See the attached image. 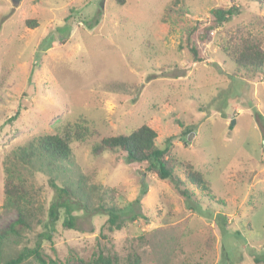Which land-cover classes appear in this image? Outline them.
I'll list each match as a JSON object with an SVG mask.
<instances>
[{"label":"rangeland","instance_id":"1","mask_svg":"<svg viewBox=\"0 0 264 264\" xmlns=\"http://www.w3.org/2000/svg\"><path fill=\"white\" fill-rule=\"evenodd\" d=\"M231 7L238 13L218 24L212 11ZM238 30L264 47V5L0 0V230L17 219L3 206L5 158L37 136L63 134L68 125L87 129L83 140L72 142L66 163L73 179L116 189L112 204L121 211V227L111 231L98 196L89 211L71 203L70 228L58 208L52 241L39 238L45 227L35 225L19 245L5 247L1 260L41 242L50 264H78L100 251L117 255L119 264H135L133 255L141 264H264V75L239 67L226 53ZM147 122L160 146L175 136L172 154L203 174L208 191L188 183L180 169L177 176L193 198L187 201L146 165L119 152L94 156L104 137L129 135ZM187 127L192 133L185 136ZM24 173L42 217L51 220V205L65 199L46 176Z\"/></svg>","mask_w":264,"mask_h":264},{"label":"trees","instance_id":"2","mask_svg":"<svg viewBox=\"0 0 264 264\" xmlns=\"http://www.w3.org/2000/svg\"><path fill=\"white\" fill-rule=\"evenodd\" d=\"M118 5H125L126 0H114ZM264 5V0H256ZM216 22L223 24L228 21L238 9L218 8L212 11ZM27 25L37 27L35 20H26ZM231 46L225 49L228 56L233 61L254 74L264 75V47L260 41L252 36L241 33L238 30L230 40ZM195 60H198V54L195 48H190ZM183 135L192 133L187 127ZM87 129L82 126L68 125L63 134H45L31 139L27 144L18 147L3 162L4 181L3 193L5 196L4 211L7 213H16L17 219L6 229L0 230V264H50L43 257L40 249V243L35 249L25 247L24 250L15 257H9L2 261L4 249L8 245H19L23 237L34 229L35 225L44 226V235L39 238H45L52 241L51 227L58 221V208H64L67 221L65 226H73V217L71 203L82 205L86 210H91L93 197L98 196L97 209L108 215L107 224L112 231L113 228L120 229V208L112 204L117 195L116 189H106L100 185L89 186L85 179L80 176L78 180L73 179L75 173L73 168L66 166L71 161L73 155L72 142L76 139L83 140ZM175 136L166 139L165 144L160 146L159 134L152 123H145L133 130L129 135L121 134L117 136L104 137L93 148L95 157L103 155L105 152H119L129 162H136L146 165L147 171L156 178L164 181H171L175 187L180 190L182 197L190 201L192 194L185 188L184 182L177 176V171L185 169V174L192 186L202 191H208V186L204 176L197 171L190 162H182L177 156L172 154L173 141ZM31 170L32 173H38L48 178V183L57 193L60 199H65L62 204L54 202L49 209L51 220L45 221L42 217L43 206L38 199V193L34 186L25 176L24 171ZM66 176L62 185L57 180ZM182 188H185L182 190ZM188 203V202H187ZM188 205H190L188 203ZM94 209V208H93ZM96 209V208H95ZM135 264H141L137 255H133ZM30 259L32 261L30 262ZM52 261V260H51ZM120 258L117 255H104L102 251L93 255L89 261L77 259L79 264H119ZM260 263V261H257Z\"/></svg>","mask_w":264,"mask_h":264},{"label":"water","instance_id":"3","mask_svg":"<svg viewBox=\"0 0 264 264\" xmlns=\"http://www.w3.org/2000/svg\"><path fill=\"white\" fill-rule=\"evenodd\" d=\"M14 2H19L20 0H13Z\"/></svg>","mask_w":264,"mask_h":264}]
</instances>
